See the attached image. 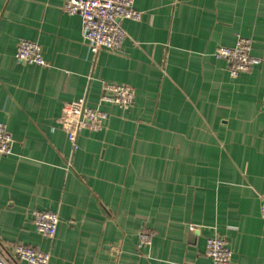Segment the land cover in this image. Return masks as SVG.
I'll use <instances>...</instances> for the list:
<instances>
[{
  "label": "crops",
  "instance_id": "0c3cea01",
  "mask_svg": "<svg viewBox=\"0 0 264 264\" xmlns=\"http://www.w3.org/2000/svg\"><path fill=\"white\" fill-rule=\"evenodd\" d=\"M66 1L0 0V122L14 140L0 157V240L51 264H213L219 235L233 264H264V0H135L123 49L97 55ZM239 35L262 61L233 78L215 51ZM24 39L46 66L17 60ZM102 81L133 87V104L100 105ZM82 97L109 117L74 149L58 120ZM37 210L59 214L54 238Z\"/></svg>",
  "mask_w": 264,
  "mask_h": 264
},
{
  "label": "built area",
  "instance_id": "2783aa9c",
  "mask_svg": "<svg viewBox=\"0 0 264 264\" xmlns=\"http://www.w3.org/2000/svg\"><path fill=\"white\" fill-rule=\"evenodd\" d=\"M135 0H67L64 10L78 14L82 19L83 40L90 52L97 55L102 50L120 52L128 32L124 20L139 21L142 12L135 8ZM254 40L251 36L239 35L234 46H219L215 55L227 62L233 78L251 70L261 63L262 58L255 54ZM19 62L46 66L41 44L36 41L22 40L17 48ZM135 89L124 83L102 81L101 104H114L128 109L134 102ZM89 106L86 98H78L67 103L59 118L66 130L73 148H77L79 134L83 130L99 131L105 128L109 113L101 106ZM264 105V99H263ZM13 137L7 126L0 122V157L12 153ZM261 218L264 220V196L261 198ZM34 223L40 234L54 238L57 233L59 214L48 210L34 212ZM196 226H191V230ZM139 247L149 245L152 234L143 231L139 235ZM206 254L213 264H233V250L227 238L219 235L209 237ZM51 254L38 247L22 242L5 243L0 240V264H51Z\"/></svg>",
  "mask_w": 264,
  "mask_h": 264
}]
</instances>
